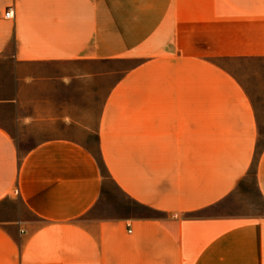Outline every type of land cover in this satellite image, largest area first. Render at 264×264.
<instances>
[{
	"label": "crops",
	"instance_id": "1",
	"mask_svg": "<svg viewBox=\"0 0 264 264\" xmlns=\"http://www.w3.org/2000/svg\"><path fill=\"white\" fill-rule=\"evenodd\" d=\"M251 59L264 0H0V215L31 214L0 264H264V216L227 209L252 172L264 200Z\"/></svg>",
	"mask_w": 264,
	"mask_h": 264
},
{
	"label": "rangeland",
	"instance_id": "2",
	"mask_svg": "<svg viewBox=\"0 0 264 264\" xmlns=\"http://www.w3.org/2000/svg\"><path fill=\"white\" fill-rule=\"evenodd\" d=\"M134 64V61L119 62L121 69H126ZM234 73L243 84L246 93L252 97L259 124V142L261 149L264 146V59H251L248 61L235 62ZM29 146L30 139H26ZM26 147V146H25ZM22 154V153H21ZM104 196L100 199L97 207L102 209L109 216L115 213L129 214L131 212H142V210L132 203L128 198L118 194L114 186H110ZM0 218L14 217L15 215L31 217V214L25 209L20 198H14L6 201L3 206ZM228 211L237 212H253L256 215L264 216V200L255 186L254 173H250L248 178L242 183L236 191L234 200H230L227 204Z\"/></svg>",
	"mask_w": 264,
	"mask_h": 264
},
{
	"label": "built area",
	"instance_id": "3",
	"mask_svg": "<svg viewBox=\"0 0 264 264\" xmlns=\"http://www.w3.org/2000/svg\"><path fill=\"white\" fill-rule=\"evenodd\" d=\"M5 17H6V18H11V17H13V10H12V8H8V9H7V11H6V13H5ZM15 195H16V196L19 195V190H18V189L15 191Z\"/></svg>",
	"mask_w": 264,
	"mask_h": 264
}]
</instances>
